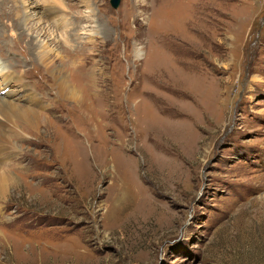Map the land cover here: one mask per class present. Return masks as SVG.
I'll return each instance as SVG.
<instances>
[{"label":"rangeland","instance_id":"1","mask_svg":"<svg viewBox=\"0 0 264 264\" xmlns=\"http://www.w3.org/2000/svg\"><path fill=\"white\" fill-rule=\"evenodd\" d=\"M31 1L0 0V97L40 120L0 264H264V0Z\"/></svg>","mask_w":264,"mask_h":264},{"label":"bare ground","instance_id":"2","mask_svg":"<svg viewBox=\"0 0 264 264\" xmlns=\"http://www.w3.org/2000/svg\"><path fill=\"white\" fill-rule=\"evenodd\" d=\"M20 1L22 2V5H23V18H24L23 21H24V23L27 22L30 18L34 17L37 20V22H42V23L46 24L41 19L40 15L42 14V11L40 9H38V6H34L33 2L31 0H20ZM52 1L54 2V4L59 5V7L63 6V4L61 3L60 0H52ZM86 8H89V5H86ZM28 10H33V11H31L32 12L31 15L28 14V12H29ZM16 11H18V10H16ZM20 13H22V12H20ZM16 17H17V12H16L14 18H16ZM35 19H33V20H35ZM21 24L23 26V22ZM19 25H20V22L18 23L17 26H19ZM35 27H36V24H35ZM20 28H22V27H20ZM31 30H32V28H31ZM44 33H45V30H44ZM51 34L53 35V33H51ZM62 38L65 40L66 36H62ZM36 45H37V49H40L38 54H39V59L41 60V64H43V65H45V67L49 68L50 63L45 64V62H47L51 59V54H53L54 50L48 49V47L42 46L41 44H38V42L36 43ZM29 47H31V46H29ZM32 48H34V47L32 46ZM10 76L11 75L9 74V71H5V69L0 65V88L3 87L2 89H0V91L1 90L4 91V89H6L5 86L7 87V85L10 84V81H11ZM59 87L61 88L62 91L67 89L74 94L73 89L69 88L68 84L58 86V88ZM24 91H25V88L21 92H24ZM75 94H76V92H75ZM79 99L81 100L82 97L81 98L79 97ZM18 101H19V98H17V97L13 98V96L8 95V93H6L5 96L0 97V170L4 173L6 172L7 174H9V172H10V165L8 163L3 164L2 161H4V159H8L9 154H7L8 153L7 145L9 144V141H11L12 138L13 139L14 138H18V139L20 138L21 139V137H23L25 135V132H24L25 130H23L24 128L31 129L34 131H38V129H40L38 126L40 123V120L38 118L39 114L29 107H26V106L21 107L20 105H17V103H15V102H18ZM77 101H78V99H77ZM31 104H32V100H31ZM44 124H46V123H44ZM44 129H46V128H44ZM8 180H9L8 176L0 178V196H1V194H3V193H1V189L3 188L4 183L8 182Z\"/></svg>","mask_w":264,"mask_h":264},{"label":"water","instance_id":"3","mask_svg":"<svg viewBox=\"0 0 264 264\" xmlns=\"http://www.w3.org/2000/svg\"><path fill=\"white\" fill-rule=\"evenodd\" d=\"M110 3L113 7H117L120 3V0H111Z\"/></svg>","mask_w":264,"mask_h":264}]
</instances>
